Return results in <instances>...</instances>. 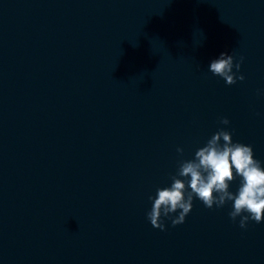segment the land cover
<instances>
[{
  "label": "water",
  "instance_id": "obj_1",
  "mask_svg": "<svg viewBox=\"0 0 264 264\" xmlns=\"http://www.w3.org/2000/svg\"><path fill=\"white\" fill-rule=\"evenodd\" d=\"M220 128L264 159V0H0V264H161L208 208L148 197Z\"/></svg>",
  "mask_w": 264,
  "mask_h": 264
},
{
  "label": "clouds",
  "instance_id": "obj_2",
  "mask_svg": "<svg viewBox=\"0 0 264 264\" xmlns=\"http://www.w3.org/2000/svg\"><path fill=\"white\" fill-rule=\"evenodd\" d=\"M243 61V56L237 61L233 54L222 52L210 62L208 70L231 86L245 79L237 75ZM219 123L229 125L230 121L221 117ZM177 152L183 155L184 150L178 147ZM237 177L240 184L233 193L230 185ZM170 179V186L158 187L155 195L148 197L151 208L146 218L153 228L166 231L165 221H171L173 227L183 224L192 211L194 199L208 209L223 208L231 202L229 218L233 222L239 218L242 229L249 222H264V166L255 158L252 146L233 142L232 132L224 128L199 147L192 159L180 160Z\"/></svg>",
  "mask_w": 264,
  "mask_h": 264
}]
</instances>
